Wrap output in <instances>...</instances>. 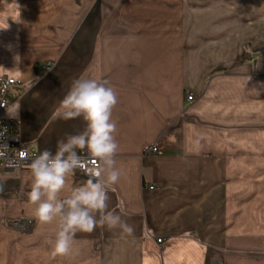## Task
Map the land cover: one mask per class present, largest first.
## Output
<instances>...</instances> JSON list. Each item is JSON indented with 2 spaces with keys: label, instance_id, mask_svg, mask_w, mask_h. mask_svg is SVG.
<instances>
[{
  "label": "crops",
  "instance_id": "1",
  "mask_svg": "<svg viewBox=\"0 0 264 264\" xmlns=\"http://www.w3.org/2000/svg\"><path fill=\"white\" fill-rule=\"evenodd\" d=\"M0 75L22 80L8 116L39 154L86 128L56 115L74 80L115 89L108 210L134 229L77 232L54 255L30 166L0 169V264H264V0H0Z\"/></svg>",
  "mask_w": 264,
  "mask_h": 264
},
{
  "label": "clouds",
  "instance_id": "2",
  "mask_svg": "<svg viewBox=\"0 0 264 264\" xmlns=\"http://www.w3.org/2000/svg\"><path fill=\"white\" fill-rule=\"evenodd\" d=\"M118 94L108 82L81 76L73 81L60 102L56 115L64 120L82 117L84 131L68 135L57 143L56 151H42L30 163L33 177L28 193L35 205L34 215L43 225L58 220L52 245L54 255L71 253L77 232L92 233L97 226L120 228L132 235L134 229L114 211L108 210V187L119 182L122 170L116 166L119 149L117 123L112 118ZM91 161L85 163V156ZM77 170L87 172V181L70 189L61 198L67 179Z\"/></svg>",
  "mask_w": 264,
  "mask_h": 264
},
{
  "label": "built area",
  "instance_id": "3",
  "mask_svg": "<svg viewBox=\"0 0 264 264\" xmlns=\"http://www.w3.org/2000/svg\"><path fill=\"white\" fill-rule=\"evenodd\" d=\"M51 67L50 64L46 66L47 69ZM22 83V80L9 75H0V169L4 171H12L30 166L31 160L39 155L36 149L31 148L21 140L20 128L21 121L17 118L8 116V110L11 106L9 100L10 89L12 86ZM188 100H192L194 95L188 94ZM156 145L148 146L146 152H157ZM85 163L91 164V161L86 158ZM85 177L89 178L87 172L84 170H77ZM154 189L155 186L151 185ZM17 225V223H15ZM158 241H161L159 239Z\"/></svg>",
  "mask_w": 264,
  "mask_h": 264
},
{
  "label": "rangeland",
  "instance_id": "4",
  "mask_svg": "<svg viewBox=\"0 0 264 264\" xmlns=\"http://www.w3.org/2000/svg\"><path fill=\"white\" fill-rule=\"evenodd\" d=\"M188 94H191V92H189ZM256 130L257 128H254L253 131H250V134L258 133L259 131L256 132ZM7 172H10V171H7ZM2 222H3L4 227L9 229L10 231L26 232L31 229V222L28 219L14 218L9 215H5L4 218L2 219ZM15 223H17V225Z\"/></svg>",
  "mask_w": 264,
  "mask_h": 264
}]
</instances>
